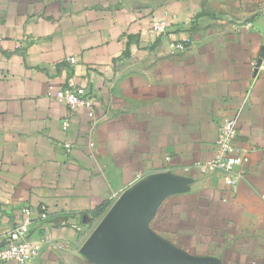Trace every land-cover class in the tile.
<instances>
[{"label":"crops","instance_id":"obj_1","mask_svg":"<svg viewBox=\"0 0 264 264\" xmlns=\"http://www.w3.org/2000/svg\"><path fill=\"white\" fill-rule=\"evenodd\" d=\"M154 17L169 21L167 35L152 31ZM185 37L190 46L172 55L169 40ZM256 61L264 0H0V247L27 207L41 247L31 264H106L84 246L114 209L151 190L145 229L183 264H264ZM49 85L93 93L95 117L53 99ZM239 109L236 144L249 161L233 189L197 163L214 156L220 123Z\"/></svg>","mask_w":264,"mask_h":264},{"label":"built area","instance_id":"obj_2","mask_svg":"<svg viewBox=\"0 0 264 264\" xmlns=\"http://www.w3.org/2000/svg\"><path fill=\"white\" fill-rule=\"evenodd\" d=\"M169 21L165 18L154 17L152 20V31L157 35H167L169 33ZM242 27H253L252 21L241 23ZM191 40L185 37L181 40H169L170 53L172 55L182 53L190 46ZM67 61L74 63L73 57H68ZM264 71V62L256 61L253 63V79L256 81ZM48 94L59 103L67 106L71 111L85 108L91 118L96 115V96L84 89L76 86L67 85L55 87L49 85ZM241 109L234 115H227L220 123L217 139L215 143L214 156L205 161L197 163L198 168L208 175L221 174L224 183L235 189L240 181L245 177V165L249 161L246 151L240 149L236 144V137L239 131V119ZM69 120L63 121V128H67ZM71 149L70 143L64 145ZM24 216L22 221L17 224L5 235V244L0 247V262L15 261L18 264H31L39 255L40 245L31 237L33 229V218L30 209L23 208ZM47 213H42L46 217Z\"/></svg>","mask_w":264,"mask_h":264},{"label":"water","instance_id":"obj_3","mask_svg":"<svg viewBox=\"0 0 264 264\" xmlns=\"http://www.w3.org/2000/svg\"><path fill=\"white\" fill-rule=\"evenodd\" d=\"M159 194L144 191L114 209L83 248L90 259L106 264H183L188 259L159 244L145 229V222Z\"/></svg>","mask_w":264,"mask_h":264},{"label":"trees","instance_id":"obj_4","mask_svg":"<svg viewBox=\"0 0 264 264\" xmlns=\"http://www.w3.org/2000/svg\"><path fill=\"white\" fill-rule=\"evenodd\" d=\"M94 215H95V216H99V215H100V212L96 211V212L94 213Z\"/></svg>","mask_w":264,"mask_h":264}]
</instances>
